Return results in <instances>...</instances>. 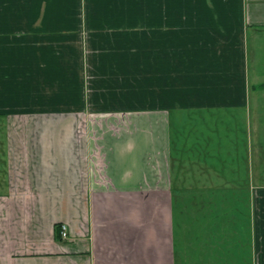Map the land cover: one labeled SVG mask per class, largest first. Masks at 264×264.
I'll list each match as a JSON object with an SVG mask.
<instances>
[{
	"label": "crops",
	"instance_id": "0c3cea01",
	"mask_svg": "<svg viewBox=\"0 0 264 264\" xmlns=\"http://www.w3.org/2000/svg\"><path fill=\"white\" fill-rule=\"evenodd\" d=\"M65 48L153 65L157 102L0 101V264H264V0H0V98Z\"/></svg>",
	"mask_w": 264,
	"mask_h": 264
},
{
	"label": "rangeland",
	"instance_id": "374dc122",
	"mask_svg": "<svg viewBox=\"0 0 264 264\" xmlns=\"http://www.w3.org/2000/svg\"><path fill=\"white\" fill-rule=\"evenodd\" d=\"M129 36L130 39L135 38L134 34L130 33ZM59 50L69 53L67 56L69 61L56 65L57 72L52 69L53 65H49L46 69L42 65H37L30 73L32 81L17 78L16 96H10L7 101L1 97L0 101L3 104L15 101L16 108L25 109L24 104L30 101L26 91L37 89L43 93V99L49 96V103L53 107H59L57 110L63 113L72 110L74 102L75 104L91 103L103 108L130 109L148 108L157 102V98L153 99L152 78L147 79L153 75V65L146 63L144 71L141 70L138 73L140 68L137 65V59L134 58L131 61L132 64H128L125 62L129 61L126 55L121 52L113 55V51L119 52L121 49L65 48ZM126 50L134 52L137 49ZM19 70L24 76L23 68L18 69V73ZM43 74L50 76L56 74V77L48 79L46 76L45 79H41L39 76ZM144 76L145 78L142 79ZM13 82L16 81L13 80ZM26 86H28L27 89ZM80 91L81 97L78 96ZM23 111L18 110L17 114H23Z\"/></svg>",
	"mask_w": 264,
	"mask_h": 264
},
{
	"label": "built area",
	"instance_id": "2783aa9c",
	"mask_svg": "<svg viewBox=\"0 0 264 264\" xmlns=\"http://www.w3.org/2000/svg\"><path fill=\"white\" fill-rule=\"evenodd\" d=\"M60 236H61V239H67L68 238V227L67 225H62L60 227Z\"/></svg>",
	"mask_w": 264,
	"mask_h": 264
},
{
	"label": "trees",
	"instance_id": "16d2710c",
	"mask_svg": "<svg viewBox=\"0 0 264 264\" xmlns=\"http://www.w3.org/2000/svg\"><path fill=\"white\" fill-rule=\"evenodd\" d=\"M58 238L61 239L60 230H58Z\"/></svg>",
	"mask_w": 264,
	"mask_h": 264
}]
</instances>
